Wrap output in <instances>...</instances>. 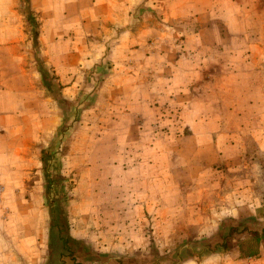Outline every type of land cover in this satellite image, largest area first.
I'll use <instances>...</instances> for the list:
<instances>
[{
	"label": "rangeland",
	"instance_id": "obj_1",
	"mask_svg": "<svg viewBox=\"0 0 264 264\" xmlns=\"http://www.w3.org/2000/svg\"><path fill=\"white\" fill-rule=\"evenodd\" d=\"M187 53H207L202 68ZM187 68L189 92L170 74ZM262 115L264 0H0L3 258L12 247L15 264H181L193 243L215 251L217 232L164 249L146 164L190 162L198 180L215 161V174L218 146L240 144L216 131L241 129L264 168ZM122 162L141 163V194L113 183Z\"/></svg>",
	"mask_w": 264,
	"mask_h": 264
},
{
	"label": "crops",
	"instance_id": "obj_2",
	"mask_svg": "<svg viewBox=\"0 0 264 264\" xmlns=\"http://www.w3.org/2000/svg\"><path fill=\"white\" fill-rule=\"evenodd\" d=\"M115 54L119 57L127 55ZM206 55L207 53H187L186 56L194 61L192 66L197 67V60L206 58ZM225 57H232V54L227 53ZM193 72V69L187 68L179 74L172 69L170 74L171 79L175 78V81L185 80L186 91L189 92L188 86L193 78L191 76ZM176 87L178 89V86ZM239 96L243 98L241 94ZM186 105L187 108L194 105L193 99L187 98ZM194 114L192 109L187 111L188 119ZM217 116L221 122L224 115ZM256 118L249 115L243 118V122L249 123ZM261 120L264 121V115L261 116ZM247 126L243 134L249 132L251 136L252 132ZM117 132L121 134L120 131ZM216 132V138L240 139L239 145L226 144L223 141L218 146L220 151H217V160L223 165L222 171L211 174L215 161L207 162L204 169H201L203 170L201 176L197 175L198 180H195L196 178L188 176L186 172L192 169L190 162H186L185 171L172 161L163 167L156 162L146 164L147 169H152L154 173L151 183L159 186L155 188V192H160V202L164 205V208L155 211L154 218L157 219L155 232L164 236V249L167 250L176 248L180 234L217 232L220 242L217 243L215 251H207V248H204L205 244L200 246L193 243L194 245L188 247L190 252L181 264H264V168L254 162L255 152L253 153V148L245 143V137L240 133L241 129L237 131L220 129ZM209 135L207 132L204 136ZM136 169H141V163L131 167L123 162L118 164L111 169L113 183L125 185L130 179V183L136 182V192L141 194V176L131 177V170ZM111 216L116 217L113 213ZM94 243L98 244L99 241L94 240ZM105 243L106 247L102 246L105 249H114L117 245L113 235L109 236ZM8 252L3 258L0 243V264H15L12 262L16 260L15 254L12 255V247H8ZM160 263L166 262L161 259Z\"/></svg>",
	"mask_w": 264,
	"mask_h": 264
}]
</instances>
